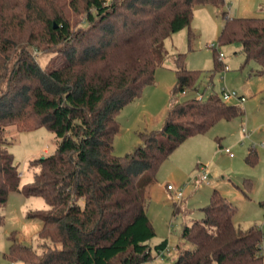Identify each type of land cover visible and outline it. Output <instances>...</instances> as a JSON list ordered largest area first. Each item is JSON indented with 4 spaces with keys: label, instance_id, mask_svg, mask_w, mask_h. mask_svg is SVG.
I'll list each match as a JSON object with an SVG mask.
<instances>
[{
    "label": "trees",
    "instance_id": "obj_1",
    "mask_svg": "<svg viewBox=\"0 0 264 264\" xmlns=\"http://www.w3.org/2000/svg\"><path fill=\"white\" fill-rule=\"evenodd\" d=\"M225 3L70 0L82 15L74 25L59 0H0V208L16 191L41 196L50 205L30 213L43 221V251L18 242L13 233L6 258L23 264H264V231L256 225L240 231L236 206L218 189L202 208L203 217L183 227L182 236L194 248L182 250L172 263L156 261L168 241L150 244L156 230L145 193L161 164L186 138L244 113L217 91L195 99L202 71L187 67L186 53L175 58L172 91L174 99L186 91L185 98L172 104L162 128L139 132L141 144L132 152H114L118 115L155 84L168 54L165 40L188 27L193 50L195 7ZM222 16L219 44L239 41L246 62L258 63L263 73L264 16L228 11ZM22 42L49 46L64 60L42 67ZM222 66L216 54L214 70ZM9 125L19 131L46 127L57 138L54 152L30 161L39 171L22 190L18 165L6 146ZM246 160L256 164L255 148Z\"/></svg>",
    "mask_w": 264,
    "mask_h": 264
},
{
    "label": "rangeland",
    "instance_id": "obj_2",
    "mask_svg": "<svg viewBox=\"0 0 264 264\" xmlns=\"http://www.w3.org/2000/svg\"><path fill=\"white\" fill-rule=\"evenodd\" d=\"M59 2L71 22L78 23L82 15L71 8L70 0ZM224 11L231 16L261 17L264 16V0H226L220 7L212 4L195 7L191 22L196 33L193 50L188 43V27L167 38L168 54L156 70L155 84L147 86L141 96L126 104L118 115L120 129L114 137V152L118 155L132 152L141 144L140 131L162 128L172 104L185 98L178 94L174 99L172 93L177 80L175 58L179 53H186L189 69L202 71L198 88L206 97L219 92L224 84L246 97L242 104L232 101L242 106V115L231 120L220 119L206 132L186 138L161 164L147 199V213L156 230L150 244L154 248L166 239L169 247L165 255H158L157 262L172 263L182 250L194 248L182 236L183 227L203 217L202 208L210 202L214 189L236 206L234 222L240 231L253 225L264 231V72H258V63L246 62L239 41L219 44ZM23 43V48L28 47L42 67L50 63L57 67L64 60L49 46ZM18 50L21 52L22 48ZM219 52L224 54L226 68L214 70L215 56ZM5 136L9 141L6 146L18 165L22 190L32 184L34 173L39 171L30 166V161L55 151L56 134L46 127L19 131L15 125H9ZM250 148H255L258 154L254 165L246 160ZM205 164H208V178L203 180L199 166ZM167 183L181 187L183 196L178 199L174 191L167 189ZM145 196L147 198L146 193ZM49 207L41 196H28L23 191L10 193L6 204L0 208V218H3L0 222V264H23L5 257L13 242V233L18 242L43 251L44 240L39 237L43 221L30 213Z\"/></svg>",
    "mask_w": 264,
    "mask_h": 264
},
{
    "label": "built area",
    "instance_id": "obj_3",
    "mask_svg": "<svg viewBox=\"0 0 264 264\" xmlns=\"http://www.w3.org/2000/svg\"><path fill=\"white\" fill-rule=\"evenodd\" d=\"M219 56H220L219 58L221 60H223V57H224L223 52H219ZM208 87H211V84H209ZM219 94L221 95L222 99L225 102H228V103H233L232 101H235L237 103H241L242 104L243 102L246 101V97L243 94H240L238 91H236L234 89H230L226 84H224V85H222L220 87ZM182 95H187V92L183 91ZM208 96L209 95H207V97ZM207 97H206V93L205 92H201V93L198 92L195 95V99H197V100H204ZM226 151L229 152L231 156L233 155V153L230 151L229 148H226ZM199 168H200V172H201V175H202V179L206 180L208 178V172H207L208 164L200 165ZM168 189L174 191L175 195H176V197L178 199H180L183 196V194H184L183 193V189L181 187H177V186H175L173 184H168ZM162 253H163V251L161 252V254ZM162 255H164V254H162Z\"/></svg>",
    "mask_w": 264,
    "mask_h": 264
},
{
    "label": "crops",
    "instance_id": "obj_4",
    "mask_svg": "<svg viewBox=\"0 0 264 264\" xmlns=\"http://www.w3.org/2000/svg\"><path fill=\"white\" fill-rule=\"evenodd\" d=\"M224 21V20H223ZM224 24V23H223ZM171 37V36H170ZM169 38V37H168ZM175 85V84H174ZM182 95V94H181ZM157 181V179H155L151 184H150V186L147 188V192H146V194H147V198H148V196H150V193H151V185L154 183V182H156ZM168 184H171V183H167L166 184V187H167V189H168ZM168 249H169V247L167 246L164 250H163V253L162 254H164L165 255V253L168 251Z\"/></svg>",
    "mask_w": 264,
    "mask_h": 264
},
{
    "label": "water",
    "instance_id": "obj_5",
    "mask_svg": "<svg viewBox=\"0 0 264 264\" xmlns=\"http://www.w3.org/2000/svg\"><path fill=\"white\" fill-rule=\"evenodd\" d=\"M44 157V156H43Z\"/></svg>",
    "mask_w": 264,
    "mask_h": 264
}]
</instances>
